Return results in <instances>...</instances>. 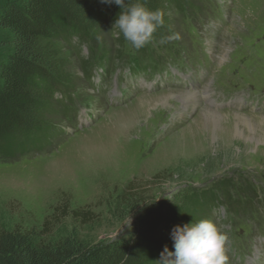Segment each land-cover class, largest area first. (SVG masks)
I'll use <instances>...</instances> for the list:
<instances>
[{
	"label": "rangeland",
	"instance_id": "rangeland-1",
	"mask_svg": "<svg viewBox=\"0 0 264 264\" xmlns=\"http://www.w3.org/2000/svg\"><path fill=\"white\" fill-rule=\"evenodd\" d=\"M189 3L191 8L185 14L174 10L168 14L166 3L161 4L163 14L171 16V32L162 36L178 37L165 44L159 42L162 36L154 37L137 51L110 21L87 42L75 39L74 48L56 43L66 89L74 94L67 104L71 108L64 117L59 104H64L59 100L62 95L57 93L53 100L43 88L39 104L42 108L51 104L52 111L42 118L39 113L29 115L26 132L18 139L22 142L28 132L45 126L54 132L41 135L31 143L32 149L23 151V144L15 155H0V233L31 234L37 245L55 246L72 238L94 247L130 238L144 207L139 201L154 200L173 208L153 240L174 251L173 228L192 224L176 222L177 208L184 209L193 201L190 192L230 179L238 184L246 179L264 184V106L242 110L246 105L238 97L223 107L215 106L212 87L205 90L213 82L211 71H225L232 52L229 65L233 77L241 80L240 89L254 98L264 95V0ZM95 8L76 9L80 26H91ZM217 11L225 12L227 21L220 20ZM8 37L0 29V57L13 51L12 42L7 45ZM200 53L205 65L189 70L197 68L191 66L193 62L199 65ZM179 54L191 66L184 72L176 59ZM207 54L212 57L210 69ZM100 57L105 58L104 72L91 67ZM142 58L168 74L132 77L125 61ZM89 61L95 77L92 83L85 75ZM182 78L187 80L185 84ZM59 79L57 73L53 81ZM231 84L227 81L223 86ZM152 87L150 92L142 90ZM120 91L126 95L116 99ZM165 93L173 95L167 105L160 102ZM203 110L223 115L222 128L201 123L197 115ZM235 115L250 119L253 135L242 125L245 135L235 136ZM192 126L200 130L189 131ZM133 191L141 199H128ZM207 214L209 217L202 219L214 221L230 237L228 264L263 263L264 229L252 239L251 220L244 219L246 231L240 218L238 225L225 222L229 215L226 207Z\"/></svg>",
	"mask_w": 264,
	"mask_h": 264
},
{
	"label": "trees",
	"instance_id": "trees-1",
	"mask_svg": "<svg viewBox=\"0 0 264 264\" xmlns=\"http://www.w3.org/2000/svg\"><path fill=\"white\" fill-rule=\"evenodd\" d=\"M191 1L139 0L151 11L162 10L161 4L166 3L168 14L170 10L177 14L190 10ZM81 6L96 7L91 13L90 27L80 26L76 9ZM120 12L121 9L115 4H104L101 0H0V29L9 36L7 45L12 42L13 46L12 53L0 57V155H15L22 150L20 146L23 144V151L32 149L31 143L39 141L41 135L54 132L55 129L45 126L28 132L22 142L18 139L20 134L26 132L29 115L39 113L42 118L43 114L52 111L51 104L44 108L39 104L43 88L52 95L53 100H56L57 93L72 96L66 89V75L60 71L62 64L56 43L65 42L73 47L75 39L87 42L94 31H98L106 22L114 25ZM168 14L164 15V26L157 30L155 38L171 32V16ZM119 58L122 61L125 59L121 53ZM104 61L105 58L100 57L99 63L104 65ZM57 73L60 79L53 81ZM60 112L64 114L63 108H60ZM243 182L238 184L230 179L215 183L206 190L190 192L193 201L184 209L177 208L179 217L176 222L183 225L207 218V212H213L219 205H226L229 213L238 214L247 205L256 204L264 189L256 187L249 179ZM228 187L231 189L228 190ZM138 197L134 191L127 195L130 200L141 199ZM139 202L144 207L128 239L90 247L66 238L52 246L37 245L31 234L2 232L0 264H155L164 249L156 244L153 237L166 225L173 207L154 200L143 199Z\"/></svg>",
	"mask_w": 264,
	"mask_h": 264
},
{
	"label": "clouds",
	"instance_id": "clouds-1",
	"mask_svg": "<svg viewBox=\"0 0 264 264\" xmlns=\"http://www.w3.org/2000/svg\"><path fill=\"white\" fill-rule=\"evenodd\" d=\"M101 3L115 4L121 9L113 25L124 40L139 51L153 41L158 29L164 26V14L157 9L151 11L139 0L126 3L125 0H101ZM178 39L177 36H162L165 44ZM174 251L165 246L155 264H228L230 237L222 227L210 219H201L172 230Z\"/></svg>",
	"mask_w": 264,
	"mask_h": 264
},
{
	"label": "bare ground",
	"instance_id": "bare-ground-1",
	"mask_svg": "<svg viewBox=\"0 0 264 264\" xmlns=\"http://www.w3.org/2000/svg\"><path fill=\"white\" fill-rule=\"evenodd\" d=\"M223 49V48H222ZM227 49V48H225ZM224 52V51H223ZM222 52V53H223ZM222 56V55H221ZM175 93V92H174ZM198 93V92H197ZM185 94V93H184ZM190 94V93H189ZM176 95V94H175ZM197 95V94H196ZM173 97L172 94L170 93H165L163 96L160 97V102L162 101V104H165L167 105L168 102L170 101V99ZM185 97V96H183ZM205 97V96H204ZM185 99V98H184ZM190 100V99H189ZM189 100H188V103H189ZM192 100V99H191ZM199 100V99H197ZM201 100V99H200ZM186 101V100H185ZM202 101V100H201ZM171 102V101H170ZM141 103H144L143 101H141ZM182 103V102H181ZM171 104V103H170ZM193 104V103H192ZM172 106V105H170ZM196 106V105H195ZM193 107V106H191ZM200 107V106H199ZM185 109V108H184ZM191 110V109H190ZM189 110V111H190ZM200 117V122L203 123V124H216L219 128H222V125H223V122L224 121H221L220 119L223 118L224 116L223 115H220L218 114V112H214V111H210V110H203L201 111L197 117ZM235 118L237 119V124L235 126V136H238V137H241L242 135H245L243 129H242V125L245 126L247 129H248V133L253 135L254 132H253V129L250 128L252 125L250 119H247V118H244V117H241V116H238V115H235ZM262 119H264L262 117ZM197 127H194L193 129V126L190 127L189 131L191 129L195 130V131H199L200 129H195ZM251 130H250V129ZM255 131V130H254Z\"/></svg>",
	"mask_w": 264,
	"mask_h": 264
}]
</instances>
